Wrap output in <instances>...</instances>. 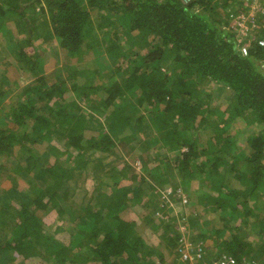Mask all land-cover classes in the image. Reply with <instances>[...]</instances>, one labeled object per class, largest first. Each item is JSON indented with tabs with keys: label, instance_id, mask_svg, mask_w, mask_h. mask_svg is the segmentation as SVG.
<instances>
[{
	"label": "trees",
	"instance_id": "trees-1",
	"mask_svg": "<svg viewBox=\"0 0 264 264\" xmlns=\"http://www.w3.org/2000/svg\"><path fill=\"white\" fill-rule=\"evenodd\" d=\"M251 7L0 0V64L22 77L9 90L0 83V264H206L223 256L264 264V206L254 204L264 199V15L244 38L236 31ZM48 50L57 63L63 54L53 73ZM240 126L248 137L237 136ZM237 137L245 142L238 148ZM131 148L139 173L134 160L105 163ZM87 167L108 173L98 178L100 194L70 184ZM142 172L169 187L177 206L184 196L195 210L185 231L153 223L162 229L155 245L141 234L147 217L124 214L147 193ZM53 211L64 223L75 218L67 242L45 230ZM255 228L260 244L246 240ZM186 245L200 257L185 260Z\"/></svg>",
	"mask_w": 264,
	"mask_h": 264
},
{
	"label": "rangeland",
	"instance_id": "rangeland-1",
	"mask_svg": "<svg viewBox=\"0 0 264 264\" xmlns=\"http://www.w3.org/2000/svg\"><path fill=\"white\" fill-rule=\"evenodd\" d=\"M184 2H188V0H184ZM258 7H259V9H257ZM257 13L258 14L264 13V0L261 3H258V5H256L255 7L253 6V8L248 13L249 20L247 22V25H248L249 29L252 28V29L256 30V27H257L256 18L258 17ZM262 22L264 23V17H261L259 25ZM48 51H49L48 52L49 56H48L47 60L45 61V68H46L47 73H53L54 71H56L57 67H61L62 65H64L63 54L59 55V57H58L59 60L57 63L56 59L53 55V52L51 50H48ZM90 58H91V56L85 58V62H88L90 60ZM2 65L3 64H0V70L2 69V71H0L1 72L0 83L1 84L4 83L3 88L6 90H9L8 87H9V84L11 83V81L18 80V78L20 76L18 75V73H16L14 71V69H13L14 67L11 66V64H9L6 67V69H4V70H3L4 66H2ZM21 78L22 77H20L19 80ZM23 80L27 81L26 78H24ZM27 82L31 83V79L28 80ZM224 95H225V93H222L221 97L217 98L218 103L225 101L224 98L226 96H224ZM226 99H227V97H226ZM144 115L148 116V114H144ZM246 130H247L246 128H242L241 126H240V128L235 127V132H238L237 136L248 137L249 135L245 134ZM253 130L254 129H252V131ZM232 134H233V131H232ZM241 137H237V139L235 140L237 148L241 147L245 144V142L243 141V138H241ZM57 146L60 148L61 151H64L63 144L58 143ZM43 149L44 148L42 146L37 147V153H39V156H40V154L45 152ZM119 155L121 156L120 159L115 161V159ZM124 160L128 161V162L136 160L135 148L128 149L126 152L124 150L123 151L119 150V152L115 156L111 155L109 158H107L105 163L110 162L111 166L114 164H116V166H117ZM106 168H109V167H106ZM134 168L136 170V171L135 170L134 171L136 173H139L140 165H139L138 161L136 163H134ZM76 174H77V172H76ZM107 174L108 173H106L104 171V173H102V175L100 177L99 173L95 172L93 170V168L87 167V168H85L83 175L77 174L76 181H70V184L76 185V187L79 188L78 191L82 190V192H88L87 194H92L94 192L96 194H100L101 190H99L97 188L98 187V185H97L98 178H100L101 180H102V178H103V180L107 179V177H106ZM42 175H44V174H41V176ZM141 175H144L146 177V181H145L146 183L143 185V187L147 193L145 194V196H143L141 202L136 201V203H135V201L134 202L131 201L130 206L128 205V207H129L128 210H126L124 214L128 218H131L130 216L134 217L135 220H137V218H140L139 216H141V215H144V217L146 216L147 219L150 221V223H149V225H145V223L141 222L142 223L141 225L146 226L145 228H140V230L142 231L141 234L143 236H145L146 242L148 244L152 243L155 245L158 242L157 241L158 238L161 236L162 229L157 228L156 230H153L151 228V225H153V223L159 222V219L162 218L163 221L167 220L170 224L178 226V227H180V229L182 231H185L184 230V224L182 223V221L184 219H186L187 216L194 214L193 211H195V210H193V208H191V204L189 203V200L187 199L188 197L187 198L185 197L187 202L183 201V203L181 202L180 206H177V204H175L176 202H174L175 197H172L169 187H167L166 189L164 188V186L158 187L157 184L154 182V179H155L154 176L151 175L150 173H148V175H145L142 172ZM177 183H180V182H177ZM22 185H23V183L20 182L18 187L20 189H22L21 188ZM149 185H151V187L154 188V189L152 188V191L155 193L154 194L155 198L149 197V195H152V191H151ZM43 186L44 185L42 184V187ZM81 195H83V194H81ZM81 195L79 193V195H77V197L80 198ZM76 200H77L76 203L78 205H80L81 201L79 199H76ZM254 204L264 206V199L263 198L259 199V201H257ZM242 205L244 207L243 210L246 211V209H245L246 205L245 204H242ZM254 210H257V209H254ZM250 211H251V209H250ZM200 213H202V212L201 211H199V213L196 212L195 217L200 218L201 221L205 220V218L200 217V216H202V215H200ZM181 217H183V219ZM208 217H210L209 219L213 218V214L209 213ZM67 220H68V223H64L65 220L57 219V214L55 211L50 212L43 220L45 230H47L46 232L49 235H52V237H54V240L59 239V241L67 242L68 237L75 233V232H73V230L75 228L73 223L76 222L75 218L72 215H69L67 217ZM151 221H153V222H151ZM139 222H140V220H139ZM58 229H60V230H58ZM258 231H259V229H257V228L251 229V234H249L246 237V240L252 241L255 244H260ZM197 232H198V230L195 229L194 234H197ZM208 245H210L209 241L205 243V246H208ZM188 248L190 251H192L190 247H188ZM263 258H264V254H263V257L261 259H263ZM254 263L258 264V261L256 260V261H254ZM26 264H41V263H39V259L32 258V259H28L26 261Z\"/></svg>",
	"mask_w": 264,
	"mask_h": 264
},
{
	"label": "built area",
	"instance_id": "built-area-1",
	"mask_svg": "<svg viewBox=\"0 0 264 264\" xmlns=\"http://www.w3.org/2000/svg\"><path fill=\"white\" fill-rule=\"evenodd\" d=\"M189 1V0H188ZM262 15H264V13H261ZM249 18H246L244 16H241L237 19L236 21V31L237 33L240 34V37L244 38L249 32L253 31L254 29H249L247 22H248ZM259 45L264 46V41L260 40L258 42ZM243 52L246 53L245 48H243ZM183 201L185 202L186 200L184 199L183 196ZM185 252H184V259L188 260V261H193L194 258L196 257H200L199 255V251H190L188 248V245L185 246ZM210 264H233L232 259L226 258V257H221L220 259L216 260V261H212Z\"/></svg>",
	"mask_w": 264,
	"mask_h": 264
},
{
	"label": "crops",
	"instance_id": "crops-1",
	"mask_svg": "<svg viewBox=\"0 0 264 264\" xmlns=\"http://www.w3.org/2000/svg\"><path fill=\"white\" fill-rule=\"evenodd\" d=\"M263 0H252V7L251 9L253 8V6L255 7L256 5H258V3H261ZM259 9V7L257 8Z\"/></svg>",
	"mask_w": 264,
	"mask_h": 264
},
{
	"label": "clouds",
	"instance_id": "clouds-1",
	"mask_svg": "<svg viewBox=\"0 0 264 264\" xmlns=\"http://www.w3.org/2000/svg\"><path fill=\"white\" fill-rule=\"evenodd\" d=\"M194 252V251H193ZM195 259V258H194ZM191 262V261H190ZM193 262V261H192ZM211 263V262H210ZM210 263H206V264H210Z\"/></svg>",
	"mask_w": 264,
	"mask_h": 264
}]
</instances>
